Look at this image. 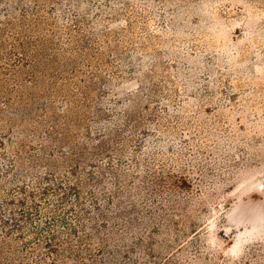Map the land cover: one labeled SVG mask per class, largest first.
<instances>
[{"label": "rangeland", "instance_id": "obj_1", "mask_svg": "<svg viewBox=\"0 0 264 264\" xmlns=\"http://www.w3.org/2000/svg\"><path fill=\"white\" fill-rule=\"evenodd\" d=\"M76 1L0 15L78 60L75 101L37 86L53 117L0 119V264H264V0Z\"/></svg>", "mask_w": 264, "mask_h": 264}, {"label": "trees", "instance_id": "obj_2", "mask_svg": "<svg viewBox=\"0 0 264 264\" xmlns=\"http://www.w3.org/2000/svg\"><path fill=\"white\" fill-rule=\"evenodd\" d=\"M17 1L18 0H0V5L4 4L2 11L0 8V15H5V13L11 14L15 9L14 3ZM86 4H88L87 0H79L72 4V7L76 10L79 7H85ZM36 16L37 19H35L33 23L31 20V22H29V19H26L24 14L22 15L21 20L23 23L20 26L21 30L19 31V35L21 36H12V39L14 40L12 43H4L5 38L3 37L2 33L5 29H1L0 27V62L6 60V58L7 60L11 61V64H9L11 65V69H4L6 68V66H4L3 70H0V73H2V76H0V101H2L4 106H6L8 109H14L13 112L16 115V117H12L1 109L3 107H0V119L4 120L10 127H20V124L24 120L38 122V116H36L38 112H50L51 116L53 117V113H55V107L52 103V100L43 103L38 102L37 97L40 95L33 94L30 91L33 87H45L44 92L51 94V97H54V95L58 92L65 91L63 96V101L65 102H72L76 99L75 96H73V93L65 87V84L60 82L58 79L62 77V71H66L68 69V64L72 65L70 72L73 69L76 71L78 60L74 58L68 59L65 63L60 62V58L58 56L59 53L57 51V43L53 40V36L56 35V32L53 28L49 30L50 34L48 35H50V37H38L32 36V33H26V30H31V32H39L38 30L44 28L42 27L44 24L42 16L38 13ZM5 24L9 27H13L12 21H7ZM84 37L85 36L80 35V33L78 35L73 34L70 37L74 39L73 41L75 44L73 47H71L70 52L76 51L79 48H86V45L84 46L80 42V40L85 39ZM12 55L14 56V59L10 58ZM4 70L9 71L4 72ZM24 81L31 82V85L26 86ZM86 92L83 91V93ZM24 98H26V100L29 102H26ZM35 111L37 113H35ZM16 132L17 135L15 136L30 135L33 137H39V132L37 129L29 130L19 128V130ZM47 139L58 142V140H56L58 138L52 136L51 134L47 135ZM28 158L37 160L32 155H30ZM20 159H15L11 166H9L11 171L8 172V175H11L14 180L22 179V177L25 176V172L27 171V168H21L22 165L20 164L24 163ZM18 165H20V168H18V171H15Z\"/></svg>", "mask_w": 264, "mask_h": 264}]
</instances>
